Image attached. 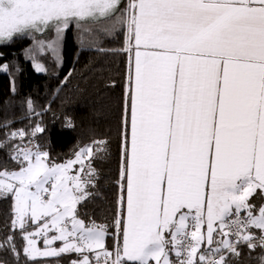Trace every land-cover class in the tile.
<instances>
[{
	"label": "snow or ice",
	"instance_id": "6c2138e0",
	"mask_svg": "<svg viewBox=\"0 0 264 264\" xmlns=\"http://www.w3.org/2000/svg\"><path fill=\"white\" fill-rule=\"evenodd\" d=\"M72 27L125 56L118 151L94 138L58 162L35 142L39 122L0 119V252L12 264H239L246 249L264 264V0H0V45L30 37L37 72V54L59 63ZM102 182L110 222L86 211Z\"/></svg>",
	"mask_w": 264,
	"mask_h": 264
},
{
	"label": "trees",
	"instance_id": "16d2710c",
	"mask_svg": "<svg viewBox=\"0 0 264 264\" xmlns=\"http://www.w3.org/2000/svg\"><path fill=\"white\" fill-rule=\"evenodd\" d=\"M31 47L32 39L27 36L0 45V67L9 65L8 71H0V119L13 120L9 130H30L39 122L46 131L37 134L35 142L50 151L58 162L72 157L74 151L94 138L109 139L111 151L116 153L120 101L126 79L125 56L119 51L101 54L95 46L87 42L81 44V37L72 27L66 30L59 63L52 53L37 54V62L46 69L37 72L28 58ZM104 47L118 50L121 45L117 38H112V43H106ZM13 84L14 93L11 90ZM28 98L33 101L38 115H26L25 101ZM4 158V153L0 152V159ZM7 166L13 167L11 164ZM108 167L114 169L115 164L105 166L103 171L107 172ZM113 200V187L102 182L100 196L87 206L86 211L94 213L98 222H110ZM8 220L9 202L0 201V239L7 235L4 225ZM108 243L111 245L112 239ZM17 244L22 245L19 235ZM0 259L12 264L6 252H0ZM61 264L66 261L62 260ZM239 264H254L246 249Z\"/></svg>",
	"mask_w": 264,
	"mask_h": 264
}]
</instances>
